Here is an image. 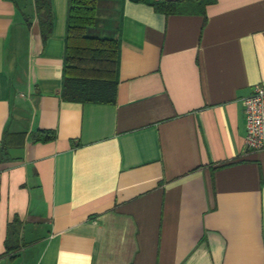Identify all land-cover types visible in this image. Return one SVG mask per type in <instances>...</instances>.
<instances>
[{
	"label": "crops",
	"instance_id": "0c3cea01",
	"mask_svg": "<svg viewBox=\"0 0 264 264\" xmlns=\"http://www.w3.org/2000/svg\"><path fill=\"white\" fill-rule=\"evenodd\" d=\"M51 1L44 39L33 0H0V264H264L242 101L264 82V0H121L114 104L61 99Z\"/></svg>",
	"mask_w": 264,
	"mask_h": 264
},
{
	"label": "trees",
	"instance_id": "16d2710c",
	"mask_svg": "<svg viewBox=\"0 0 264 264\" xmlns=\"http://www.w3.org/2000/svg\"><path fill=\"white\" fill-rule=\"evenodd\" d=\"M15 1V0H12ZM152 5L165 14L177 10L178 1L133 0ZM43 38L52 31L53 12L51 0H33ZM119 23L116 29L104 23V0H68L65 48L63 56L62 86L58 91L61 99L78 103H116L120 60L121 0ZM28 21V18L25 16ZM30 24V23H29ZM52 138L46 134L44 139ZM13 235L19 236L14 227ZM11 236L7 247L10 248Z\"/></svg>",
	"mask_w": 264,
	"mask_h": 264
},
{
	"label": "built area",
	"instance_id": "2783aa9c",
	"mask_svg": "<svg viewBox=\"0 0 264 264\" xmlns=\"http://www.w3.org/2000/svg\"><path fill=\"white\" fill-rule=\"evenodd\" d=\"M242 101L246 119L245 147L264 149V82L255 84L252 93Z\"/></svg>",
	"mask_w": 264,
	"mask_h": 264
},
{
	"label": "rangeland",
	"instance_id": "374dc122",
	"mask_svg": "<svg viewBox=\"0 0 264 264\" xmlns=\"http://www.w3.org/2000/svg\"><path fill=\"white\" fill-rule=\"evenodd\" d=\"M119 10L120 3L118 0H104L103 9L101 12L105 14L103 17V22H108V27L111 29H116L119 23Z\"/></svg>",
	"mask_w": 264,
	"mask_h": 264
}]
</instances>
